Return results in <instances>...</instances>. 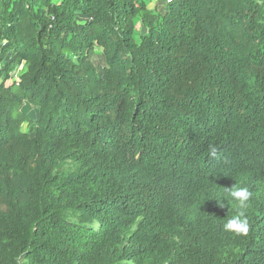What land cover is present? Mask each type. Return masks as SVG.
Instances as JSON below:
<instances>
[{"label": "trees", "instance_id": "16d2710c", "mask_svg": "<svg viewBox=\"0 0 264 264\" xmlns=\"http://www.w3.org/2000/svg\"><path fill=\"white\" fill-rule=\"evenodd\" d=\"M151 3L0 0V264H264V0Z\"/></svg>", "mask_w": 264, "mask_h": 264}, {"label": "clouds", "instance_id": "9594fccd", "mask_svg": "<svg viewBox=\"0 0 264 264\" xmlns=\"http://www.w3.org/2000/svg\"><path fill=\"white\" fill-rule=\"evenodd\" d=\"M209 153L212 157L217 155V149L215 146H209ZM252 193L247 187L244 186H235L231 188H225V192L223 194V199H217L220 207H225V201L227 202V206L229 203L234 202L235 206L239 209L238 213L231 218H228L223 223V230L225 232L235 234L236 236H247L250 230V223L248 218L243 211L249 205L251 200Z\"/></svg>", "mask_w": 264, "mask_h": 264}, {"label": "rangeland", "instance_id": "374dc122", "mask_svg": "<svg viewBox=\"0 0 264 264\" xmlns=\"http://www.w3.org/2000/svg\"><path fill=\"white\" fill-rule=\"evenodd\" d=\"M150 1L152 2L151 5H150V8H154L155 5L161 0H150ZM18 77H19V74L18 73H14L13 77L11 78V82L18 81Z\"/></svg>", "mask_w": 264, "mask_h": 264}]
</instances>
